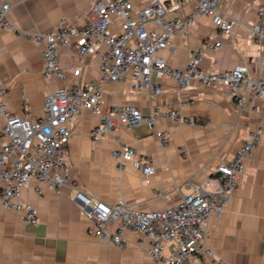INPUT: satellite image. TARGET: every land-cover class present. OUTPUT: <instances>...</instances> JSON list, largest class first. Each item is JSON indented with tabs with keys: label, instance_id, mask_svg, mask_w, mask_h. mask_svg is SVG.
I'll use <instances>...</instances> for the list:
<instances>
[{
	"label": "crops",
	"instance_id": "1",
	"mask_svg": "<svg viewBox=\"0 0 264 264\" xmlns=\"http://www.w3.org/2000/svg\"><path fill=\"white\" fill-rule=\"evenodd\" d=\"M94 1L0 0V8L10 6L7 20L15 28L48 33L62 19L81 26ZM196 10V4L191 3L174 10L171 16L183 17ZM258 10H264V0H225L220 12L232 27L228 34L212 39V44H220V48L202 51L203 42L216 32L210 18L196 16L187 34L171 37L174 50H161L158 55L171 67L183 69L189 59L201 53L200 66L206 72L241 66L250 78L264 82V38L258 43L251 34ZM119 31V22L114 20L110 34ZM96 49V55L85 57L77 56L71 45L59 50V63L67 72L68 85L83 86L100 79L98 56L106 47L98 43ZM41 52L42 47L0 29V85L9 92L1 101L10 112L24 116L25 98L30 115L41 116L47 95L62 85L60 80L44 76ZM73 70L80 71L79 77L72 76ZM153 82L161 89L159 95L135 90L131 72L122 81L104 85L103 110L136 106L144 116L154 109L180 110L195 125L157 119L151 128L145 124L120 127L112 138L93 141L90 132L100 122L82 108L79 119L68 125L71 137L64 163L70 169L69 184L58 192L43 189L38 195L34 192L38 183L33 181L22 191L23 200L38 210V224H24L20 214L0 207V264H157L139 248L144 239L131 231L123 235V248L88 237L83 212L74 201L75 191L82 190L109 205L123 200L141 212L175 207L182 196L194 192V187L215 179L216 168L231 161L254 130L260 132L259 144L245 160L238 189L223 216L211 220L206 243L213 252L210 264H264V105L257 103L255 113L239 112L220 87L214 89L193 81L180 93L173 80L154 78ZM2 126L0 116V130ZM156 131L168 133L170 143L162 146ZM119 144L136 149L148 159L154 175L143 178L130 165L119 172L111 155ZM2 145L0 136V148ZM211 185V189L216 187L215 183ZM176 248L177 240L169 241L164 244V255H173ZM195 262L192 259L185 264Z\"/></svg>",
	"mask_w": 264,
	"mask_h": 264
},
{
	"label": "built area",
	"instance_id": "2",
	"mask_svg": "<svg viewBox=\"0 0 264 264\" xmlns=\"http://www.w3.org/2000/svg\"><path fill=\"white\" fill-rule=\"evenodd\" d=\"M136 1L145 4L137 5ZM224 1L96 0L81 26L62 19L60 25L48 33H31L15 28L7 20L10 6L2 5L0 29L42 47L44 76L56 78L62 85L47 95L39 117L30 115L25 98L22 100L24 116L10 112L1 101L9 92L0 85V116L3 119L0 130L3 140L0 148V207L20 214L24 224H38V210L23 200L22 191L29 188L33 181L38 183L34 188L38 195L43 189L58 192L69 184L70 169L64 163L71 137L68 125L79 119L82 108L99 119V125L90 132L93 141L112 138L120 127L145 124L151 128L157 119L195 125L180 110L162 112L154 109L148 116H144L136 106L103 110V86L122 81L128 72L134 78L135 90L148 95L161 93L160 87L153 82L154 78L173 80L180 93L197 81L214 89L220 87L236 103L239 112L255 113L257 103L264 105V82L250 78L245 67L209 73L201 68V53H197L183 69H175L158 55L161 50H174L171 37L177 33L187 34L196 16L210 18L216 32L203 42L202 51L220 48V44H212V39L228 34L232 27V23L225 21L220 12ZM191 3L196 4L195 14L171 16L174 10ZM114 20L119 22L120 31L112 35L110 28ZM251 34L258 43L264 38V10L257 11V23L251 27ZM98 43L106 47L98 56L100 79L83 86L68 85L67 72L59 63V50L71 45L77 56L85 57L97 54ZM79 75V70H73V77ZM155 136L162 146L171 141L166 132L156 131ZM259 141L260 132L251 131L233 159L222 162L216 168L215 179L194 187L193 193L182 196L180 203L172 208L141 212L123 200L109 205L82 190H76L74 201L83 212L88 237L123 248V235L131 231L144 239L139 248L157 264H185L192 259L195 264H210L213 252L206 243L210 222L223 216L238 189L244 162ZM111 155L119 172L130 165L143 178L155 173L151 162L132 147L119 144ZM212 183L216 187L211 189ZM174 239L177 240L174 254L165 256L164 244Z\"/></svg>",
	"mask_w": 264,
	"mask_h": 264
},
{
	"label": "rangeland",
	"instance_id": "3",
	"mask_svg": "<svg viewBox=\"0 0 264 264\" xmlns=\"http://www.w3.org/2000/svg\"><path fill=\"white\" fill-rule=\"evenodd\" d=\"M163 2L165 1V0H162Z\"/></svg>",
	"mask_w": 264,
	"mask_h": 264
}]
</instances>
